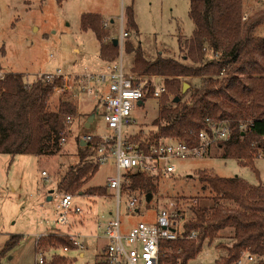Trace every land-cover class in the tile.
<instances>
[{
    "label": "trees",
    "instance_id": "16d2710c",
    "mask_svg": "<svg viewBox=\"0 0 264 264\" xmlns=\"http://www.w3.org/2000/svg\"><path fill=\"white\" fill-rule=\"evenodd\" d=\"M243 6V0H189L193 31L190 37L179 38L180 57L159 54L153 60H146L139 44L130 39L138 36L139 30L133 2L126 6L124 51L131 60L125 69L147 81L140 104L153 96L151 76L162 77L166 89L158 96L160 109L152 121L154 130L139 139L129 136L130 141L139 143L142 149L169 138L194 145L200 130L210 132L207 117L225 120L230 135L217 141L211 151L254 168V159L264 153V34L257 30L264 22V9L243 19ZM102 21L98 12H84L80 27L92 31L98 40L99 58L113 62L119 57V46L115 39L105 40L109 29ZM184 81L189 87L182 93ZM67 85L61 77L45 81L34 76L28 81L23 72H4L0 77V153L53 155L59 151L70 126L67 116L74 119L78 114ZM55 88L61 92L51 105ZM176 96L179 100L173 102ZM77 140L78 162L56 178L52 190L74 196L106 195L107 186H85L100 166L97 148L101 136L93 135L85 145L80 144L79 137ZM125 175L129 183L123 184V193L138 196L139 204L147 208L146 195L157 192L161 179L138 171ZM196 176L208 190L212 205L189 206L192 216L184 222V230H194L196 238L163 242L172 251L163 249L161 263L175 264L180 259V264H188L205 239L212 241L219 232L229 230L232 242L226 246V254L210 264H234L243 251L258 257L255 264H264V183L252 184L239 176L221 177L206 169L196 171ZM20 237L12 235L4 251ZM35 244L36 256L49 254L44 264H74L72 258L58 252L63 247L76 248L68 236L47 233ZM177 249L179 253H175Z\"/></svg>",
    "mask_w": 264,
    "mask_h": 264
},
{
    "label": "rangeland",
    "instance_id": "374dc122",
    "mask_svg": "<svg viewBox=\"0 0 264 264\" xmlns=\"http://www.w3.org/2000/svg\"><path fill=\"white\" fill-rule=\"evenodd\" d=\"M131 2L139 35L130 39L139 44L143 57L153 60L161 54L178 59L179 38L190 37L193 31L188 15L189 0H0L1 71L23 72L30 81L37 73H52L60 69L63 74H71L67 81L73 85L74 74L93 72L103 66L98 56V40L92 31L80 27L81 14L98 12L103 18V25L106 23L104 28L109 29L105 38L116 37L119 35L121 15L125 30L127 28L124 9ZM243 3V19L264 9V0H243ZM257 30L264 34V22ZM122 59L124 67L131 60L124 48ZM155 81L159 85L163 83V78L157 76ZM69 90L73 92L77 109L80 101L81 109L92 113L93 118L88 121L91 115H75L59 151L53 155L0 153V264H35L37 235L54 229L60 233L73 231L55 222L58 196L65 192L53 191L52 200L45 202L43 207L39 203L44 202L56 178L78 162L77 138L85 134L105 136L111 133V129L103 117V102L95 94H80L76 85ZM101 91H105L104 88L100 90V96L105 93ZM59 92L61 89L56 90V95L50 99L51 105L55 104ZM159 109L160 97L150 96L143 104L134 103L130 112L131 121L123 126L122 137L135 136L139 139L148 135L154 130L152 121L158 116ZM171 163L175 166L174 172L161 179L147 208L142 203L138 212L126 213L124 204H120L122 232H128L139 221L153 222L156 211L168 200L182 199L194 202L192 205L210 207L212 198L197 179L196 171L206 169L221 177L239 176L252 184L264 182V153L254 159V168L212 151L203 156L172 159ZM114 173V159L109 158L100 164L85 186H106V178ZM73 203L84 210L80 215L82 223L77 224L75 220L73 227L83 233L81 241L84 246L82 249H60L58 252L72 258L74 264H94L106 242L102 234L103 226L99 224L111 218L109 212L116 207L114 193L108 188L103 196L75 195ZM45 208L48 212L39 215ZM190 215L192 212L188 209L186 220ZM12 235L21 237L12 248L4 251ZM231 242L229 230L219 232L212 241L205 239L199 253L188 264L217 263L226 254V246ZM45 256L48 258L49 254Z\"/></svg>",
    "mask_w": 264,
    "mask_h": 264
},
{
    "label": "built area",
    "instance_id": "2783aa9c",
    "mask_svg": "<svg viewBox=\"0 0 264 264\" xmlns=\"http://www.w3.org/2000/svg\"><path fill=\"white\" fill-rule=\"evenodd\" d=\"M119 27L118 36L105 38L106 41L116 39L120 50L119 57L113 62L105 63V70L102 72L74 74L76 75L74 80L76 88L79 90L78 93L87 96L95 94L103 102V117L107 127L111 129V133L101 136L102 141L97 148V162L103 164L109 158H113L115 165V173L106 178V186L114 193L116 207L109 212L111 218L99 224V226H103L102 234L106 243L94 264H162L160 259L163 251H172L163 246V242L196 238L194 230L189 233L184 230L187 211L194 202H187L182 199L168 200L156 211L153 222L139 221L128 232H122L119 221L120 204H124L126 213L138 212L142 205L139 204L138 196L123 193V184L129 183L125 173L138 171L148 176L164 179L172 175L175 170V166L171 163L172 159L209 154L217 141L228 139L230 129L225 120L207 117L205 121L210 126V132L204 129L200 130L196 135L197 143L194 145L169 138L156 145H150L148 149H142L139 143L123 138L122 128L131 121L130 112L133 104H138L144 97V86L147 81L141 80V77L125 70L122 51L124 40L128 34L124 28L123 15L120 18ZM3 74L0 69V77ZM68 75L71 74H63L60 69H57L52 73H37L35 77L45 81H52L54 78L61 77L68 84L67 88L70 89L72 84L70 85L67 81ZM156 77L151 76L154 85V97H158L166 90L164 83H159V85L156 83ZM29 85L30 83L27 82V87ZM103 88H106V92L100 96L99 92ZM58 89L55 88V90ZM66 119L70 123L73 121L70 116H67ZM92 136L91 134L83 135L81 139L86 142L91 140ZM61 141L64 142L65 137ZM42 174L46 175V172L42 171ZM73 200L74 195L70 193L60 194L55 214L56 223L65 225L73 231L60 233L54 229L48 233L66 235L76 246L74 249H82L84 245L81 238L84 235L73 227L76 223H82L80 215L84 210L80 206L74 205ZM75 216L78 218L74 219ZM75 220L78 222L75 223ZM42 235H37L36 240ZM62 250L67 251L69 249L63 247ZM179 252L180 249L175 251V253ZM257 259L255 254L243 251L234 264H255ZM46 260L45 256L39 253L36 264H44ZM175 264H180V259H177Z\"/></svg>",
    "mask_w": 264,
    "mask_h": 264
},
{
    "label": "crops",
    "instance_id": "0c3cea01",
    "mask_svg": "<svg viewBox=\"0 0 264 264\" xmlns=\"http://www.w3.org/2000/svg\"><path fill=\"white\" fill-rule=\"evenodd\" d=\"M110 22H112V20L110 19ZM110 24V23H109ZM99 47V46H98ZM105 62H103V66H99V68H97V69H99V70H96V71H93L94 73H98V72H102V71H104L105 69ZM82 72H80V73H77V74H81ZM104 90L105 91H103V92H106V88H104ZM59 94V93H58ZM56 99H57V97H56ZM74 100V99H73ZM75 101V100H74ZM57 102V101H56ZM82 102H83V100H82ZM75 103H76V106H77V102L75 101ZM79 103H80V101H79ZM79 103H78V109H77V112H78V115H81L82 113H85L82 109H81V104L79 105ZM138 104H140V103H138ZM73 121H74V119H73ZM73 121L70 123V124H72L73 123ZM69 131H70V129H69ZM85 135H87V134H85ZM83 135H80L79 136V138H80V141H81V137H82ZM85 145V144H84ZM264 183V182H263ZM48 195H49V192H48V194L46 195V199H44V202L42 201V202H40L39 203V206H42L43 207V205L45 204V202H47V201H50V200H52V198H53V192L50 194L51 195V199H48ZM81 195V194H80ZM38 206V207H39ZM48 211H47V208H45V209H42V212L40 213L39 212V215L40 214H44V213H47ZM42 214V215H43ZM104 238V237H103ZM105 239V238H104ZM105 241H106V239H105ZM106 243V242H105ZM80 255H82V253H80Z\"/></svg>",
    "mask_w": 264,
    "mask_h": 264
},
{
    "label": "water",
    "instance_id": "95a60500",
    "mask_svg": "<svg viewBox=\"0 0 264 264\" xmlns=\"http://www.w3.org/2000/svg\"><path fill=\"white\" fill-rule=\"evenodd\" d=\"M114 42H115V44H117V43H116V39L114 40ZM188 87H189V84H188L187 82L184 81V82L182 83L181 92L184 93ZM178 100H179V97H178V96H176V97H174V98L172 99L173 102H177ZM138 103H140V101H139ZM92 118H93L92 115L89 116L88 121H91ZM86 125H89V123H86ZM80 144H81V145H84V144H85V141L81 139ZM52 192H53V190L51 189V190L49 191L48 199H51V195H50V194H51ZM151 197H152V194H151V193H148V194L146 195V201H147V202L150 201Z\"/></svg>",
    "mask_w": 264,
    "mask_h": 264
}]
</instances>
